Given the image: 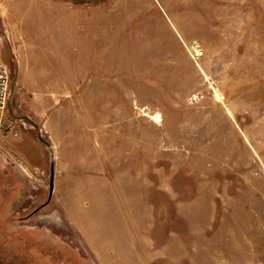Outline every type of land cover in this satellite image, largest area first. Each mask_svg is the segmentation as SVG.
I'll return each instance as SVG.
<instances>
[{
  "label": "rangeland",
  "instance_id": "374dc122",
  "mask_svg": "<svg viewBox=\"0 0 264 264\" xmlns=\"http://www.w3.org/2000/svg\"><path fill=\"white\" fill-rule=\"evenodd\" d=\"M0 8V259L264 264V0Z\"/></svg>",
  "mask_w": 264,
  "mask_h": 264
},
{
  "label": "built area",
  "instance_id": "2783aa9c",
  "mask_svg": "<svg viewBox=\"0 0 264 264\" xmlns=\"http://www.w3.org/2000/svg\"><path fill=\"white\" fill-rule=\"evenodd\" d=\"M11 76L9 70L0 64V128L4 131L19 135L26 119L15 118L10 109Z\"/></svg>",
  "mask_w": 264,
  "mask_h": 264
},
{
  "label": "water",
  "instance_id": "95a60500",
  "mask_svg": "<svg viewBox=\"0 0 264 264\" xmlns=\"http://www.w3.org/2000/svg\"><path fill=\"white\" fill-rule=\"evenodd\" d=\"M11 91H13V84L11 85ZM13 116L15 118L26 119L27 121H29L30 123H32L33 125H35V123L28 116H26V115H14L13 114ZM54 178H55V172H54V165L52 164L51 165V174H50L49 196H48V200L44 204H47L51 200V198H52L53 191H54V182H55Z\"/></svg>",
  "mask_w": 264,
  "mask_h": 264
},
{
  "label": "flooded vegetation",
  "instance_id": "af4514ba",
  "mask_svg": "<svg viewBox=\"0 0 264 264\" xmlns=\"http://www.w3.org/2000/svg\"><path fill=\"white\" fill-rule=\"evenodd\" d=\"M0 264H13L12 261L4 262V260L0 259Z\"/></svg>",
  "mask_w": 264,
  "mask_h": 264
},
{
  "label": "crops",
  "instance_id": "0c3cea01",
  "mask_svg": "<svg viewBox=\"0 0 264 264\" xmlns=\"http://www.w3.org/2000/svg\"><path fill=\"white\" fill-rule=\"evenodd\" d=\"M6 5H7V4H6ZM1 9H2V8H0V10H1ZM6 9H7V7H6ZM4 10H5V9L3 8L2 11H4Z\"/></svg>",
  "mask_w": 264,
  "mask_h": 264
}]
</instances>
